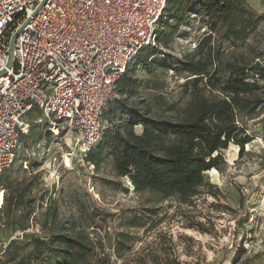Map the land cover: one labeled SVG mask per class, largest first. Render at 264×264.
Returning a JSON list of instances; mask_svg holds the SVG:
<instances>
[{
    "label": "rangeland",
    "instance_id": "rangeland-1",
    "mask_svg": "<svg viewBox=\"0 0 264 264\" xmlns=\"http://www.w3.org/2000/svg\"><path fill=\"white\" fill-rule=\"evenodd\" d=\"M229 1L246 6L262 19L236 47L223 41L222 59L243 53L252 60L264 37V0ZM190 10L171 41L155 47L161 61L151 55L135 59L122 77L121 100L129 106L147 109L154 116H170V106L186 104L188 96L181 87L185 79L169 67L193 48L211 21L198 6ZM163 21L168 23V17ZM25 117L29 131L20 137L17 157L0 181V204L4 197L0 233H17L14 240L23 248L20 253L33 247L25 245L32 232L44 236L51 229L64 228L85 236L94 245L90 259L101 258L105 264H264V228L259 225L264 216V104L251 118L240 119L251 140L242 149L231 143L222 151L219 168L205 172L212 187L201 188L190 203L176 196L136 191L127 176L115 173L110 159L95 168L77 150L75 130L64 120L34 121L39 117L35 113ZM112 122L106 116L104 128ZM135 130L139 132L140 126ZM17 192L33 200L30 211L22 206L8 212L7 202ZM49 205L55 206L56 218L44 227ZM137 214L143 216L144 225L131 221ZM198 222L204 230L197 228ZM122 233L129 234L130 242L118 250Z\"/></svg>",
    "mask_w": 264,
    "mask_h": 264
},
{
    "label": "trees",
    "instance_id": "trees-1",
    "mask_svg": "<svg viewBox=\"0 0 264 264\" xmlns=\"http://www.w3.org/2000/svg\"><path fill=\"white\" fill-rule=\"evenodd\" d=\"M194 5L211 16L208 30L169 67L185 79L181 87L188 96L186 104L170 106V116H154L147 109L129 106L126 100H121L124 86L121 78L117 84L119 97L109 100L104 111V118L108 116L113 122L103 129L102 138L85 156L95 168L110 159L115 173L127 176L136 191H149L164 198L176 196L185 203H190L201 188L212 187L205 172L219 168L222 151L229 144L242 149L251 140L240 119L251 118L264 104L261 83L264 62L256 61L262 59L261 43L252 60L243 53L233 54L226 61L222 59L223 41L236 47L256 30L262 19L242 4L234 5L229 0H167L168 23L164 24V18L161 20L156 44L141 49L133 61L147 59L149 55L154 61H161L156 58L155 47L171 41ZM28 113L38 115V110ZM136 126H140L139 132ZM15 194L7 202L8 212L22 206L30 211L33 200L25 198L22 192ZM44 216V227L51 226L56 218L55 206L49 205ZM142 217L134 215L131 221L142 226L145 223ZM196 226L204 230L202 223ZM128 235H119L118 250L128 247ZM0 236L8 237L2 233ZM28 237L32 239L25 245L33 247L24 253H20L23 248L14 238L10 240L6 260L14 264H105L101 258L90 259L94 245L85 236L72 235L64 228L51 229L44 236L32 232Z\"/></svg>",
    "mask_w": 264,
    "mask_h": 264
},
{
    "label": "built area",
    "instance_id": "built-area-1",
    "mask_svg": "<svg viewBox=\"0 0 264 264\" xmlns=\"http://www.w3.org/2000/svg\"><path fill=\"white\" fill-rule=\"evenodd\" d=\"M166 8L167 0H0V174L17 157L33 109L34 121L61 119L73 128L85 157L102 138L107 102L119 97L127 67L156 44ZM261 50L263 63L264 37ZM261 196L264 205V186ZM16 235L0 236V264H14L5 251Z\"/></svg>",
    "mask_w": 264,
    "mask_h": 264
},
{
    "label": "water",
    "instance_id": "water-1",
    "mask_svg": "<svg viewBox=\"0 0 264 264\" xmlns=\"http://www.w3.org/2000/svg\"><path fill=\"white\" fill-rule=\"evenodd\" d=\"M42 3L36 8V10L34 11V14L38 11V9L41 7ZM29 19L26 20V22L23 24L25 25L27 23ZM17 35V32H15L11 38H10V41H9V46H8V51H7V55H8V58H7V65L9 66L11 64V61H12V48H13V42H14V39ZM3 73V70L0 72V74Z\"/></svg>",
    "mask_w": 264,
    "mask_h": 264
},
{
    "label": "bare ground",
    "instance_id": "bare-ground-1",
    "mask_svg": "<svg viewBox=\"0 0 264 264\" xmlns=\"http://www.w3.org/2000/svg\"><path fill=\"white\" fill-rule=\"evenodd\" d=\"M68 160H66V162H67ZM3 199V198H2Z\"/></svg>",
    "mask_w": 264,
    "mask_h": 264
}]
</instances>
